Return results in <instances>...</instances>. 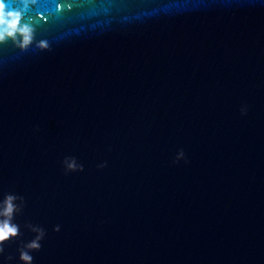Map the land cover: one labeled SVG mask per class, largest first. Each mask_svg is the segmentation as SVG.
I'll return each instance as SVG.
<instances>
[{
    "label": "water",
    "instance_id": "1",
    "mask_svg": "<svg viewBox=\"0 0 264 264\" xmlns=\"http://www.w3.org/2000/svg\"><path fill=\"white\" fill-rule=\"evenodd\" d=\"M6 3L0 264H264V0Z\"/></svg>",
    "mask_w": 264,
    "mask_h": 264
},
{
    "label": "clouds",
    "instance_id": "2",
    "mask_svg": "<svg viewBox=\"0 0 264 264\" xmlns=\"http://www.w3.org/2000/svg\"><path fill=\"white\" fill-rule=\"evenodd\" d=\"M22 14L15 10H7L4 0H0V42H5L7 39L13 41H21L20 47H25L33 43V30L28 25H22ZM185 158L183 150L177 155L176 161ZM68 171H83V165H77L75 160L69 161L67 158L64 161ZM102 164L99 167H105ZM17 200L20 204H17ZM23 206V198L13 194H8L2 202H0V254L4 252L3 245L12 238L19 235V226L13 223L14 216L20 212ZM31 231L37 233L34 240L27 243L20 249V260L23 264H32L33 257L30 255L31 251L39 250L41 248L40 241L44 238L45 232L40 227L28 225ZM56 231H60L57 226ZM11 259V257H9Z\"/></svg>",
    "mask_w": 264,
    "mask_h": 264
},
{
    "label": "snow or ice",
    "instance_id": "3",
    "mask_svg": "<svg viewBox=\"0 0 264 264\" xmlns=\"http://www.w3.org/2000/svg\"><path fill=\"white\" fill-rule=\"evenodd\" d=\"M4 3L6 4L7 10H9L8 4L6 3V0H4Z\"/></svg>",
    "mask_w": 264,
    "mask_h": 264
}]
</instances>
